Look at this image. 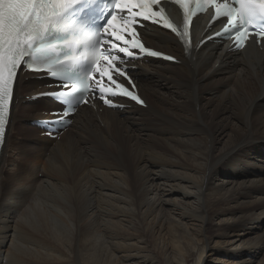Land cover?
Returning <instances> with one entry per match:
<instances>
[{
	"label": "bare ground",
	"instance_id": "6f19581e",
	"mask_svg": "<svg viewBox=\"0 0 264 264\" xmlns=\"http://www.w3.org/2000/svg\"><path fill=\"white\" fill-rule=\"evenodd\" d=\"M143 36L181 61L135 63L147 108L83 106L59 139L33 123L55 106L32 97L43 81L17 75L0 264H264V45L185 55L163 30Z\"/></svg>",
	"mask_w": 264,
	"mask_h": 264
},
{
	"label": "snow or ice",
	"instance_id": "6c2138e0",
	"mask_svg": "<svg viewBox=\"0 0 264 264\" xmlns=\"http://www.w3.org/2000/svg\"><path fill=\"white\" fill-rule=\"evenodd\" d=\"M78 2L79 0H0V141L5 138L6 117L10 114L11 100L14 94V80L17 72L20 66L25 64V57L31 55L35 58L37 52L45 49L58 46L71 49L70 55L64 56L53 64L45 65L52 75L57 74L53 70L54 65L67 64L69 61L81 58L85 61L91 59L92 71L88 73L87 78L92 80L93 74L98 73L102 79L106 77L109 84L114 85V89L100 87L101 98L103 93L111 91L114 96L123 95L134 101L138 100V97L113 75L115 72L120 77L126 76L125 71L115 66V62L120 59V56L103 55L96 49L99 44L107 43L114 52L132 57L133 52L129 51L127 46H120V42H123L124 45L130 44L133 49L146 51L140 41L135 39L137 33L133 28V22L137 17H142L144 21H155L158 13L152 11L154 0H112L115 7L101 31L107 34L103 40L101 39V32L88 39L69 36L57 44L44 45L33 51L32 45L37 37L46 31L50 25H57L64 13ZM205 2L214 3L217 17H227L231 29H225V32L229 30L235 32L237 49L244 47V41L250 34V28L256 26L255 21L258 18L264 19V0H234L236 6H230L228 3H215V0H205ZM180 3L187 14L188 4L185 0H180ZM196 3L199 4L200 0H196ZM125 10L129 14L128 19L118 27L115 13ZM164 27L177 32V29L172 28L166 20ZM127 34H131L133 39H125ZM177 34L181 38L186 36L188 34L187 24H185L184 31L182 33L177 32ZM256 35L264 39V30L257 28ZM77 46L89 47L92 51L81 52L77 55ZM150 55L158 57L161 54L152 51ZM164 58L174 59L171 56ZM101 60L105 62L106 66H101ZM80 83V89L87 91L88 85L82 80ZM73 89L76 88L73 87ZM103 103L108 104L109 101L105 99ZM84 104L89 106V101L84 100Z\"/></svg>",
	"mask_w": 264,
	"mask_h": 264
},
{
	"label": "rangeland",
	"instance_id": "374dc122",
	"mask_svg": "<svg viewBox=\"0 0 264 264\" xmlns=\"http://www.w3.org/2000/svg\"><path fill=\"white\" fill-rule=\"evenodd\" d=\"M21 93L24 94V92H21ZM26 98H28V97H26ZM12 134H13L14 136H17V133H16L15 131H14ZM8 154H9V150H8ZM38 176L41 177V176H42V173H39ZM17 215H19V213H17Z\"/></svg>",
	"mask_w": 264,
	"mask_h": 264
}]
</instances>
